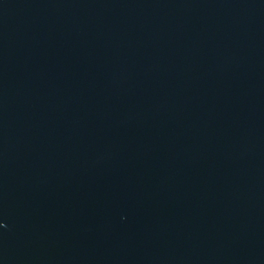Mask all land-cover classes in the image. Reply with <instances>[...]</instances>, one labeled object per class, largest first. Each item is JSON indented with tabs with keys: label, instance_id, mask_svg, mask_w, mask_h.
<instances>
[{
	"label": "water",
	"instance_id": "water-1",
	"mask_svg": "<svg viewBox=\"0 0 264 264\" xmlns=\"http://www.w3.org/2000/svg\"><path fill=\"white\" fill-rule=\"evenodd\" d=\"M0 264H264V0H0Z\"/></svg>",
	"mask_w": 264,
	"mask_h": 264
}]
</instances>
